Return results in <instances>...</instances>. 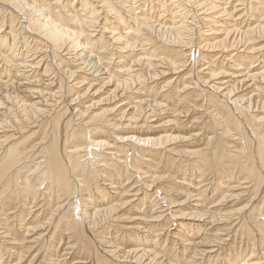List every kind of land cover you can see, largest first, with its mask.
Segmentation results:
<instances>
[{
	"label": "bare ground",
	"instance_id": "bare-ground-1",
	"mask_svg": "<svg viewBox=\"0 0 264 264\" xmlns=\"http://www.w3.org/2000/svg\"><path fill=\"white\" fill-rule=\"evenodd\" d=\"M132 1H134V0H132ZM147 1H151V0H147ZM153 1L156 2L155 0H152V2ZM228 1H230V0H227L226 3H229ZM236 1H238V0H236ZM126 2H127V0H126ZM162 2H163V0H162ZM182 2H181V0H173V1H171V4H170V6L173 5L175 8H178V11H177V9H176V11L179 12V16H181V19L179 18L180 22H177L178 24L170 23L167 26V24L165 23L166 24V26H165V25H161V23H160V25L155 26V24H153L155 22H153L151 24L149 23L148 18L146 19L147 14L145 15L144 13H141V15L139 14L141 18L136 15L138 13L135 14L136 16L135 15L133 16L132 14H130V16L132 15V17H129L128 20L127 19L125 20L126 16H123V14L125 15V13H121L122 9H123L124 2L123 1L118 2V0H0V65H1L0 66V80L4 79L3 83H2V87H0V131H1L0 133L3 134V132H8V129L10 130L9 132H11V135L9 137H5V135L3 137H0V145L2 146L0 149V155H1L0 156V213H1V211H4V214L6 211L8 212L9 210H6V208H8V206L10 208V205H11L13 200H15V201L18 200L17 202L20 204L19 209H21L19 211L23 212V213L26 212V216L28 218L31 215V212H32L31 209L35 205L34 203H35V201H37L38 198H41V200H40L41 202H39L38 204H40L41 206H42V204H44L43 206H49V208L51 207L50 210L48 208V210L50 211V215H49L48 219L46 218L47 219L46 224H47V228H49V227H52V228L50 229V233H48L49 237L48 236H47L48 238L45 237L46 239L42 243L43 245L41 247H39V251L42 252L43 250H45V254L42 256V258L40 257L41 253H39V255H36V258L38 257L36 259V261L39 258H41L43 260H48L49 262L47 261L48 262L47 264H61L58 262V259H57L59 257L58 254L61 250L59 249L60 251H58V249L57 250L52 249V248H55L54 247V245H55L54 241L59 239L58 238L59 236H56L55 232L60 229V224H61V227L64 230H59V232L64 231V233H66L67 231H70V232L73 231L72 235H70V234L60 235L61 237L58 240V245H60L62 238H65L67 240V242L65 244L66 248L62 250V252H63V254L61 255L62 258L67 257L70 254L71 255L75 254L76 261L74 259L73 262L71 261L72 262L71 264H198L197 263L199 261V259H197L198 257L200 258V262H201V263L199 262V264H206L207 261L206 262H202V261H205L206 258H211L212 256H214L213 254L217 252V251H215V252L211 251V248L212 247L218 248L222 244V239H226V238L221 239L219 237V235H221V233H223V232L228 233L229 229L226 227L225 224H226V221L230 219L232 211L230 213H227V214H225V212H224V214H222L218 211H211V210H209V208L203 207L204 202L206 200H208L207 197L205 196L206 192L208 191V188H207V185H202V184H204L205 179L202 177L200 172H203L202 170L211 167L212 169H217L220 171H224V173H227L232 167H234L235 169L239 170V173H244L247 176L246 179H252L253 181H255L254 182L255 193H258L260 191L262 180H263L262 176H264V174L261 176L262 170L264 171V43L262 44V41H264V9H262V10L259 9V11L261 10L260 15H258V16H254V15L256 13L255 11H257V9L263 5L264 0H261L260 2H258V0H257L256 2H258V3H256V5H248L250 2L247 3L246 7H244L243 10L239 11L240 13L239 12L236 13L237 8L234 4H233L234 7L231 4L232 9L231 8L230 9L232 11H229L230 9L227 10L226 8L220 7V5H218V4L214 3L213 6L211 4V8L213 7V10L214 9L217 10V13L220 14L222 17L225 16V19L227 17V19L232 20L234 15H238V19H240L241 16H243V18L240 19L241 21L239 20L240 22L238 21L239 23L238 22L236 23L237 25H234V23H233L234 30L232 29V32L228 31V28L226 27L227 31L224 32L225 34H224L223 39H221L219 41L217 40V42L215 44H205L204 43L205 44L204 47L212 48V50L215 48H221L220 50H222V51H220V52H222V53H224L225 49L228 50L227 48H229V47H232L229 49V51L231 49L233 51L234 50L238 51V53L235 55V57L232 61V64H231L234 72L231 74L228 73V75H226V76H230L231 79L235 78L233 80L232 86H230L229 88H226L224 86V85H226V83H220V84H212V86L210 85L208 87L207 84H210V82L213 83V81L215 79L221 78L222 76L224 77V75L227 74V73H225V72H227L226 69H225L226 70L225 71L224 68H222V67H216L215 65H213L214 64L213 61H210V62L208 61V63H207L208 68H206V70L209 71L207 76L201 75L202 77L208 78V80L204 79V78H200L199 77L200 72L199 73L195 72V70H194V68H195L194 66L196 64L195 61L193 63H191V64H193L192 66L190 65L191 66L190 67V75L196 73L195 74L196 75L195 83H193V84L195 85V87H197L198 89H200L202 91L201 92L199 90V92L206 93L204 91L205 89L203 90L204 87L201 89V86L208 87L212 91V93H210V95L213 98H215L221 102L219 103V105H217L218 110H217L216 115L214 114L215 112H213L210 108L209 109L211 110V112H207L205 110V112H203V114H201L202 117L204 116L209 121V122L202 123L201 125L203 127H205L204 125H206V127L208 129L214 131V134L212 135V137L209 136L210 138L205 140L206 141L205 148L200 150V151H193L192 150L191 152L190 151L188 152L186 150L188 152V154L192 156L191 159H194L192 161L193 167L196 166V168H197L196 170L200 171L199 172L200 175L199 176L197 175L199 179L198 178H197L198 180L196 179L197 181L195 184L196 187L200 185L199 189L195 188L193 191L204 189L203 191H200L199 195H198L199 196V198H198L199 202L198 203H201L202 206L200 205V207H199L198 206L199 204H195L198 207L197 208L193 207L194 208V209H192L193 211L190 210L191 212H189V213H187V212L185 213L184 210H181L182 205L184 206L183 201L177 202V199H180L183 196L184 191L176 193L177 194V195L175 194L176 196L175 195L174 196L173 195L168 196L167 191H166V193H164V192L160 191L158 189V187L156 186L155 178L157 176L153 177L154 179H152V180L149 178V180H151L152 182H150V184H144V187H145L144 189L141 187H140V189L136 188V189L127 190V191L125 190L126 188L125 189H119L116 187H118L120 185V183L119 184L114 183L116 181V179L113 180V182H110L104 176H103V178L100 177L101 178L100 181L102 182V184L99 186V184L97 183L98 180L94 182V179H93L94 175L96 176L98 173H100L101 171L104 172L105 170H107L106 173L107 172L113 173L112 170H108V168L105 166L106 161H104V157H106V156H104L103 158H98V156H96L97 158L96 157L95 158L97 160L93 161L92 159H90V160H92L91 162L89 161L90 163L85 162L84 158H86L85 157L86 155L96 154L97 152L93 153V151H92L95 149V147L96 148L105 147V142H101V141L99 142V140H98V142H94L95 140L91 139V137H92L91 134L97 133L99 131L98 129L100 127L98 128V126H97V128H92L89 124V126L82 128L80 125L81 122H79V124L77 123V125H75L76 122L74 123L73 118H70V119L67 118L66 119L67 121L64 122L63 117H65L66 113L68 112L67 110H69V112H70L69 107H67L65 109V111H63V113H61L59 115H57L58 114L57 112H53V111L48 112L45 110H40V109H38V107L36 108L37 103H35L34 101L32 102L30 100L35 98L33 96H36V98H38L39 102H40V100H42L44 98V97H42L44 94L42 93L43 90L42 91H40L39 89L33 90L34 89L33 84L35 85V83H32V82H36V83H39L41 85V83L43 82V78L40 79L38 77L39 79H37L36 81L35 80L31 81L32 80L31 79L30 82H22V80H21L22 79L21 76H23V75H25V73H27L25 71L26 69H29L30 71L33 70V72H35L34 71L35 69H37L39 67H43V74H48L49 72L47 71V67H48L47 62L49 65H51V63H49V62L52 61V64H55V66H56L57 61L55 62V59H56L57 55H55V53H59V56L61 55L63 59L65 57H68V58H66L65 60H62V63H60L58 66H56L58 68L57 71L68 78V79L64 78L65 80H71V82H70L72 84L71 85L72 86L71 92L74 88H76L78 90V92L80 93V94H76V96H73V98L70 99V103H69V101L66 100L69 105L72 103H73L72 105L79 103L80 100L83 99L84 95H86V96H89V95L97 96L103 92H105L106 94H108V92H109V95L111 94L110 97L108 95L107 98L104 97L105 99L99 100V102L94 103L91 101L92 104L90 106L88 105L89 107L88 106L87 107H88V109H90V108L94 109L95 106H98L102 102L108 103L109 99L111 100V98L114 99L118 96H120V97L124 96L125 92H126V94H129V93H127V91L129 92V90L132 88L134 90H137L138 89L137 86L140 85L139 82L142 81V77H143L141 75V73L139 72L140 69L134 70V69H137L138 67L140 68L141 66H143V67L145 66L146 68H148L149 74L152 76L151 77L152 79L153 78L156 79L159 75H161V76H163V74L167 75L168 73H165L167 70L171 71V72L173 71L172 73H174V71H177L180 68L179 67L180 64L187 63V61H189L190 57L192 58V56H194L192 53L193 48L188 47V46L193 44V41L191 40V38H189V35H188V31H189L188 27L190 26L188 23H190V22L189 21L187 22L186 19H182V18H184V16L186 14L188 15V11H185L184 9H182L184 4H189L192 2H191V0H186V2L184 1V4ZM197 2H199V0ZM205 2H206V4H208L207 0ZM74 3H76L77 6L81 9H77L76 11L71 13V11L76 8V7L75 8L72 7ZM130 3H128V4H130ZM126 4L124 5L125 7L127 6ZM131 4H133V3H131ZM220 4H223V3H220ZM140 5L142 6V4H140ZM203 5L202 4L199 5L198 8H200V6H203ZM243 5H245V3L242 4V6ZM137 6H138V2H137ZM153 6H154V4H153ZM161 6H162L161 8H164V10H166V12H169V14H171V18H175L174 17L175 13H171V10L168 7H166V5L164 6V4H163ZM187 6H186V8L189 9L190 7L188 8ZM197 6H195V7H197ZM142 7H144V5ZM206 7H208V6H206ZM225 7H227V6H225ZM201 8H203V7H201ZM218 8H219V10H218ZM227 8H229V7H227ZM70 9H72V10H70ZM138 9L140 10V7ZM146 9H148V8H146ZM180 9H182V10H180ZM195 9H193V10H195ZM79 10L80 11L82 10L84 15H81L82 13H80ZM124 10H126V9H124ZM157 10H159V9H157ZM183 10L185 12H181ZM196 10H198V9H196ZM132 11H134V10H132ZM160 11H162V9ZM73 13H75V15H73ZM129 13H131V12H129ZM146 13H148V12H146ZM159 13L161 14L163 12H159ZM205 13H207V12L205 11ZM205 13H202V14H205ZM154 15H155V13H154ZM158 16H159V14H158ZM197 16H198V14H197ZM204 17H205V15H204ZM252 17H255V19ZM161 18H163V16ZM218 18L220 19L219 16H218ZM158 19H159V17H158ZM210 19H211V17H210ZM236 19L237 18H235V20ZM235 20H232V21L235 22ZM111 21H113V22H111ZM166 21H168V20H166ZM175 21H176V19H175ZM191 21L193 23V22H195V19H192ZM221 21L222 20H220V23H221ZM186 22L189 26L185 24ZM192 23H190V24H192ZM98 24L100 25V27H97V26H99ZM242 24H245V26L243 27L244 30L240 27ZM154 26L156 27V29L154 28ZM230 26H232V25H230ZM96 27L100 28V30H99L98 38L95 40V39H93L94 33L92 34L91 30H94L97 32V30L95 29ZM236 27H239V28H236ZM222 29H223V27H222ZM89 30L91 32H89ZM196 30H197V28H196ZM190 32H189V34H190ZM218 32L220 33V31H218ZM107 33H108V35H107L108 37H106ZM196 33H197V31H196ZM196 33H195V35H196ZM210 33L213 34L211 32V30H210ZM155 34H157L155 36L156 39H157V37L159 38L161 35V38H163V39H166L168 37L169 38L168 42H170V43L173 42L174 43L173 45H175V46L181 45L180 50L175 51V54L180 58H185L186 55H188L186 53H189V55H188L189 58L184 59V61L181 62L180 64L175 63L174 62L175 60L173 62L170 60L167 61L168 58H167V60L159 59L158 60L159 62H157V63L155 62L156 64H154L153 52L146 51L145 48H143V47L145 46L144 45L145 43H149L152 40V37H153L152 35H155ZM214 35H215V33H214ZM220 35H221V33H220ZM191 37H193V36H191ZM196 37H197V35H196ZM211 37H212V35H211ZM216 37H217V35H215V38ZM157 40H161V39L159 38ZM157 40H155V41H157ZM256 40H257V42H258V40H260L261 44H262L261 46H259L257 48L254 47L257 44ZM94 41H95V43H94ZM164 41H167V40H164ZM205 41H208V39H206ZM196 43H199V42H196ZM200 43H202V42H200ZM207 43H210V42L208 41ZM226 43H229V45L226 46L225 45ZM139 47H140V49L137 50V53H136L137 57L133 61H131L132 64L129 63V65H125L126 63H124V62L122 63L121 59H128L127 57L129 55L132 56L131 55V53H133L132 51L135 50L136 48H139ZM157 47H159V46H157ZM107 48H108V52H106ZM206 48H204V50ZM97 49H102L106 53L102 54L100 50H99L100 53H97ZM193 50L195 51V49H193ZM6 51H9V56H6V54H5ZM124 51H126V53L129 52V54L126 56V58L122 57V53ZM156 51H158V49H156ZM156 51H155V53H156ZM159 53H161V52H159ZM145 54L147 56H144ZM203 54L200 57H199L200 54H198V61L200 60L199 58H201L203 61L206 58L208 59V57H206ZM206 54H207V52H206ZM115 56H118L116 63H115V61L112 62L113 57H115ZM123 56H124V54H123ZM227 56L233 57V56L229 55V53H228V55H225L224 57L228 58ZM209 57H210V55H209ZM258 57L261 58V61L258 59ZM47 58L49 59L48 61H47ZM52 58L54 60H52ZM229 59H232V58H229ZM258 60L260 61L259 65L257 66L256 69H253V67H254L253 65L256 62H258ZM126 62H127V60H126ZM75 63H78V65H73ZM243 63H246V65ZM160 64H164V66L166 65L165 71L162 69H161L162 70L161 72H159L160 70L159 71L156 70L157 68H159V66H161ZM198 65H199V63H198ZM216 65H218V64H216ZM221 65H223V64H221ZM243 65H244V69H241V66H243ZM74 66H76V67H74ZM201 70H199V71H201ZM203 70H205V68ZM219 70H220V72H218ZM30 71H28V72H30ZM178 71H180V70H178ZM13 72H14V75H13ZM54 72H55V70H54ZM143 72H144V70H143ZM81 73H84V75H86V76L81 75ZM175 73H177V72H175ZM49 74H51V73H49ZM149 74H147V76H149ZM202 74H203V71H202ZM105 75H106V77H105L106 79L103 78L105 83L103 82L104 83L103 85H101L100 87H97V84L99 83L98 82L96 84V87H95V83H94V81H96L95 78H98L100 76L103 77ZM123 76L125 78L128 77L129 80H122L124 78ZM51 77H53V76H51ZM59 77H62V76H59ZM193 77H194V75H193ZM89 79H92V81L87 82V81H89ZM177 79H178V76H177ZM52 80L56 82V80H54V79H52ZM52 80H50V81H52ZM157 82H159V81H157ZM220 82H221V80H220ZM53 83L54 82H48V84H46V85L43 84L44 85L43 89L44 88H47V89L52 88L54 86ZM216 83H217V81H216ZM145 84H147V83H145ZM64 85H65V83L63 84V86ZM134 85H137V86L134 87ZM188 85L189 84H187V86ZM194 85H193V87H194ZM130 86H132V87H130ZM171 86H173V85H171ZM223 86H224V88H222ZM82 87H84V88L81 89ZM108 87H113L114 89L110 92L109 90H107ZM185 87L186 86H184V88ZM63 88L64 87L59 85L57 88V91H55L56 90L55 89L54 90L55 92L52 93V95H48L49 94V92H48L47 95H48L49 101L51 100V101L55 102V100L53 99L55 97V95H60L63 98L62 93H64V92L61 93V91L65 90ZM95 88L97 90H94ZM160 88H162V87H160ZM166 88L167 87H165V89ZM243 88H245V89H243ZM79 89L82 91V93L79 91ZM75 90H73V92H75ZM132 92H134V91H132ZM156 92H158V91H156ZM208 92H209V90H208ZM242 92H245V93L242 94ZM45 94H46V91H45ZM69 94H65V95H69ZM170 94H171V92H170ZM131 95H134V94H131ZM182 95H183V93H182ZM190 95H191V93L183 96L181 101L184 103H188V105H191L190 101H188L191 98ZM210 95L208 96L207 93L204 96L202 95L203 100L207 101L208 99H210ZM139 96H141V95H139ZM139 96H136V97L138 98ZM65 97H64V99H65ZM121 98L123 99V97H121ZM150 98H153V97H150ZM150 98L148 99L149 101H145L146 99L140 98L138 101L135 102L137 104H135L134 106L130 105L128 103L127 106L130 108V109L128 108L129 111H127L126 109L125 110L120 109L121 107H119L118 109H116V111H119L118 112L119 118H121V120L127 118L128 123H132V121H134V120L135 121L136 120L137 121L142 120L144 122V124L148 120H149L148 121L149 123H153L154 119H152V118H155L156 116L158 117L157 114L160 111H162L161 110L162 107H161L160 103H155L153 100L151 101ZM89 100H91V99L89 98ZM114 100H116V99H114ZM174 100H176V99L174 98ZM190 100H192V99H190ZM62 101H63V99H62ZM130 101H131V99H130ZM172 101H173V98H172L171 102ZM218 101H216V102H218ZM119 102H114V103H119ZM173 102H175V101H173ZM46 104H48V103H46ZM57 104H55V105H57ZM59 106H61V105L59 104ZM59 106H56L55 108L57 109V107L59 108ZM111 106H113V105H111ZM196 106H195V104H192L193 110H195L197 108ZM47 108H46V110H49ZM41 109H42V107H41ZM81 109H79V111ZM101 110H102V108H101ZM168 110H170V109H168ZM111 111L113 112L114 110H110V113H111ZM163 111L165 113L164 109H163ZM203 111H204V109H203ZM162 112H160V113H162ZM169 113H170V111H169ZM169 113H168V115H171ZM171 113H172V115L175 113H177L178 115L182 114V117H183V114H186V115L188 114V112H185V111L182 112V110H181V112H179V111L177 112L176 110L175 111L173 110V111H171ZM261 113H263V114L260 115ZM44 114H47V116L50 117L48 119V122L46 121L47 126H50V127H48L49 130H47V132L49 131V133H47V134L50 137H48V139L46 137L41 138V140H39L40 142H38V143L37 142L35 143L34 142L35 140L32 139V140H34L33 141L34 143L33 142L29 143L31 136L35 132H30V129H32V128H30L31 126L29 127L30 129L28 130V133L27 132L24 133L23 130L25 128H27L28 125L31 124V123H29V121L31 120L32 116H34V117L36 116L35 118H40ZM103 114H105V113L103 112ZM103 114L93 116L90 123L97 122L99 119H101ZM107 114H108V112H107ZM72 115L74 116V114H72ZM72 115H68L67 117H70V116L72 117ZM85 115L86 114H84L83 112L78 114L79 117H83ZM111 115H112V113H111ZM52 116H54V117L52 118ZM175 116H176V114H175ZM103 117H104V115H103ZM184 117H185V115H184ZM155 119H157V118H155ZM42 120H40V121H42ZM45 120H46V118H45ZM40 121H38V122H40ZM107 121H106V124L109 123ZM32 122H34V121H32ZM168 122H169V120H168ZM60 123L61 124L63 123V125L67 126V127H65L66 133L64 132L65 137L63 136L64 141L62 140L63 146L61 145V141L58 140L59 137L62 136V135H60L58 137L59 132L62 131L60 129ZM199 123H201V122H199ZM71 124H74L75 127L74 126L71 127ZM162 124H163V122H162ZM37 125H39V123ZM107 125H109V124H107ZM111 125H113L114 127L117 126L114 122ZM77 126L80 129H77L76 128ZM126 126H125V128H126ZM137 126L138 125H136V127ZM153 126H155V125L153 124ZM157 126L159 127V124ZM162 126L165 127V125H162ZM89 127H91L92 130L88 129ZM160 127H161V125H160ZM164 127H163V129H165ZM106 128H107V126H106ZM117 128H119V126H117ZM38 130H40V129H38ZM15 133L19 134V137L16 139H13L15 137V135H17ZM112 135L113 134H111L110 136H112ZM132 135H130L129 137L124 136V138H121V137H119V138H120V140H122V142H123V140H127L126 143L130 142L131 144L135 145V146H133L134 153L135 152L138 153V151L140 153H142L144 150H147V149H144V147L145 146L147 147L148 145L151 147V145H159L160 146L162 144V147H163V145H164L163 143L175 142V141L179 140L178 136L176 137V136H172L170 134L167 136H164V135L161 136L160 135L159 138H157V139H153L151 137H149L151 139H149L148 137H146V138L144 137L145 139H142V138L138 139L136 136H132ZM165 135H166V132H165ZM180 137H182V136H180ZM229 137H230V140L227 141V138H229ZM115 139L118 140V136ZM180 139H184V138H180ZM45 140H47L46 143H44ZM100 140H102V139H100ZM184 141H186V140H184ZM139 142H140V144H142V146H138L140 148L136 147V145H139ZM29 145H31V146H29ZM116 145H118V144H116ZM90 146H92V148ZM60 147H62L63 151L60 150ZM149 149L150 148H148V150ZM154 149H156V147ZM231 149H233V151H230ZM98 152H100V150ZM34 153L38 154L37 159H40V161L38 160L37 165L35 166V168L31 172L32 174L30 176L26 175V176L21 177V175H22L21 173H23V172L26 173L27 168H29V169L31 168V165L27 164V160H30L31 156L34 155ZM140 153H138V154H140ZM170 153H172V152H170ZM111 154H113V153H111ZM178 154H180V153H178ZM127 156L125 155L124 157L122 156L120 158V159H123V161L121 162L122 164L120 163L121 166L123 168L131 167L132 170L134 168V171L140 172L141 170L139 168H141V166H143L140 163L144 164V162L140 161L143 158V156L141 158L140 157L136 158L134 156L132 159H129ZM136 156H137V154H136ZM111 157H113V156H110V158ZM184 157H186V156H184ZM33 158H34V156H33ZM87 159H89V157H87ZM144 160H146V159H144ZM99 162H101V163L103 162V164L99 165ZM112 162H114V160H112ZM33 164H34V162H33ZM97 167H99V170ZM110 169H112V168H110ZM187 171H189V170H187ZM139 172H138V174H139ZM24 173H23V175H25ZM191 173H190V175H191ZM150 174H152V173H150ZM196 174H198V173H196ZM141 175H142V173H141ZM143 175H145L144 172H143ZM19 176L22 178V182L20 181L21 178ZM109 176H113V175H109ZM145 176H143V177H145ZM150 176H152V175H150ZM163 176H165V175H163ZM163 176L161 177L162 179H163ZM29 177L31 179H29ZM135 177H136V175H135ZM146 177H148V176H146ZM193 177H194V175H193ZM19 178H20V180H19ZM159 178L156 180L159 181ZM177 178H179V177H177ZM221 178H224L225 180H221V182H220V180L217 179V180H219V182L216 183V185H214V186H216V188H218V189L219 188L221 189L224 186H226V189H225L226 191H225V195L222 196L221 201H218L217 203L224 202L227 199L229 200V198L234 199L239 195L237 187L233 186V184L231 183V180H232L231 172H228V175L226 176L227 179L225 178V176H221ZM179 180H177V182L175 180V183L187 185V183H184V181H181L182 179L180 181ZM17 181H19L21 183L20 184L21 186L17 185V183H18ZM187 181H189V179ZM159 182H161V181H159ZM159 182L157 183V185L159 184ZM190 182H191V180H190ZM190 182H188V183H190ZM13 183H15V186L17 188H12ZM211 183H213V182H211ZM223 184H225V185L223 186ZM115 185H118V186H115ZM129 186H130V184H129ZM41 187H42V190H44V191L40 190ZM156 187H157V189H156ZM178 187H179V185H178ZM190 187H192V186H190ZM169 188L172 189L171 186ZM9 189H11V190L9 191ZM90 189L91 190L94 189V191H93L94 195L93 196L96 195L95 196L96 198L94 197L95 199H93V197H91V198L85 197L84 193L89 194ZM98 189H100V190H98ZM107 190L108 191L112 190L115 193L110 192L108 194ZM142 190H144V191H142ZM152 190H154V191L152 192ZM166 190H167V188H166ZM179 190H180V188H179ZM7 191H9V192H7ZM173 191L177 192L176 190H173ZM215 191H217V189ZM140 192H141V194H143V195H141V196H143V198H141V199L138 198L139 200L137 199L136 200L137 202L134 205L135 200H133V199H135L137 197V193L139 194ZM147 192L148 193L152 192V193H150V195H152L153 198H152V201L148 200L147 201L148 203L146 204L145 202H146V197L148 194ZM213 193H214V191H213ZM110 194H115V197H114L115 199L112 198L111 196H109ZM150 195H149V197H150ZM189 195L190 194L186 195V198L184 197L185 198L184 201H189L192 198L193 195H191V196H189ZM220 195H222V194H220ZM125 196H130V198L132 199V202H134L133 205H132L131 201L125 199ZM139 196H140V194H139ZM194 196L196 197L195 194H194ZM255 196H257V194ZM260 196H262V195H260ZM110 197H111V199H114V200L111 201V203H108L109 202L108 200L110 199ZM195 197H193V198H195ZM209 198H211V197H209ZM216 199H217V197H216ZM216 199H214V200H216ZM96 200H98V202ZM191 200H193V199H191ZM214 200L212 202L217 201V200L216 201H214ZM218 200H220V199H218ZM112 202H114V204H112ZM261 202H262V205L260 207L254 206V207H251L250 210H248L249 212L247 211L248 213H247L246 217L243 218V220L241 221L242 224L240 225V228H238L239 231H241V230L246 231L247 235L250 236V239L253 241V244L256 242V240L258 238L259 242L257 241L255 244H257L259 247L264 246V196H263V198H261ZM208 203H209V201L206 203V205ZM29 204H31L33 206L27 207ZM126 204H128L127 205L128 207H130L129 205H132V208L133 207L136 208V211H138V213H139L138 216L140 218H143V219L142 220H140V219L135 220L134 219L133 221H131L130 219H128L129 216L127 218H122L123 220H125L127 222V223L123 224V228L121 229L123 235L122 234H121L122 236L116 235L114 230H112V229L109 230V229L112 228L111 224L113 222H115L117 220L119 221L121 218L117 214V212H118L117 210H120ZM144 205H147V206H144ZM174 210H177V211H174ZM168 211H169V213H168L169 216L162 218L164 216V212L166 213ZM9 212H8V214L5 215L4 219L2 218L1 219L2 221H0V225H1V223L4 224L2 226V229L0 230V264H20V262L26 257L27 252H29L28 251L29 248H26V246L24 245L25 242H27L26 241L27 240L26 235L28 234V231H27V229H25V230L23 229L25 227L24 225H22L23 217H21V216H19V214H17L14 217H17L16 221L18 223L17 227L19 230H17V229L16 230L19 232L20 229L21 230L23 229L24 235H22V233L19 232V233H21L19 236L20 239L18 237H17L18 238L17 239L16 235L13 236L12 233H10L11 228H9V225L5 224V222H7L10 219V217H8L10 215ZM175 213H178V214H175ZM0 216H1V214H0ZM26 216H25V218H26ZM35 218H36V216L33 219H31L30 222H32V223L36 222ZM239 218H241V217H239ZM164 219L165 220L168 219L172 223V225L177 226L179 228V231L177 229V231H175L174 233H171V230H175V229L165 228V227H167V225L165 226L164 224H167V223H165L166 221L164 222ZM207 220H208V224L210 222L217 223V224L215 225V227L207 228V225H208ZM210 220H212V221H210ZM132 222H135V223H132ZM156 222L157 223L160 222V223L156 224ZM192 222H196V223H192ZM118 224H116V225H118ZM168 224H170V223H168ZM219 224H221V225H219ZM224 227L227 228L228 230H226ZM28 228H29V226H28ZM35 228L36 227L31 228L33 230V232H34V230H36ZM39 228H41V227H39ZM86 229L92 230V232L96 233L98 237L100 235H106V236H103L105 238H103V239L101 238L100 241H97V243H98V245H99V243H101V244L104 243L103 246H106V245H108V246L102 248V250L99 246L98 247L95 246V242H93L91 240V238H88L89 236L87 237ZM117 229H119V228H117ZM220 229H223V230H220ZM14 230H15V228H14ZM123 230L128 231L129 233H126ZM210 230H212L211 232H213V230H214L215 234L209 235ZM103 232H105V233L107 232V233L105 234ZM246 233L243 232V234H246ZM9 234L11 236H9ZM32 234H34V233H32ZM37 234H38V232H37ZM43 235H46V234H43ZM57 235H59V233ZM112 235H113V237H112ZM164 236H165V238H164ZM232 236H233V234H232ZM9 237L10 238L12 237V239H10ZM37 237H39V236H36L35 238H37ZM72 237H75V239H76L74 241V242H76L75 246L73 244H71V242H73ZM194 237L196 239H193ZM124 238H126V241L130 242L128 245H131L132 239H135V241H137V243H136V245L133 244L134 246H131L132 247L131 249H130V246H128V245H126V247H124V245L122 246L119 243V241L123 240ZM231 239H232V237H231ZM29 241L33 242L31 240H29ZM167 242H168V244H167ZM16 243L17 244L21 243V244L16 245ZM228 243H230V242H228ZM230 245H231V243H230ZM159 247H162V248L164 247L165 250L166 249L168 250V247H170L172 254H170L168 257L167 256L168 251L166 254L165 253L163 254L164 249L159 250ZM15 248H18V249L15 250ZM179 248H180V253H179V255H177L178 253L176 254V251L179 250ZM242 248H243V246H242ZM218 249H220V247ZM263 249H264V247H263ZM35 250H36V248H35ZM230 250H228V251H230ZM221 251H222V248H221ZM221 251H220V253H221ZM218 252H219V250H218ZM230 252L232 254V251H230ZM241 255H242V253H241ZM262 255H264V254H262ZM165 256H167L168 258H163ZM10 258H12V259L14 258L15 261L13 263H11V262L9 263L8 260ZM218 258H220V256ZM257 258H258V256L256 258L253 257V252H252L249 255V257H247L246 259L244 257L242 258L241 264H261L262 262L259 261V259H257ZM215 259H216V257H215ZM225 259H227V258L224 257L222 260H224V262L226 264L227 262ZM230 260H231V258H230ZM61 261L62 262L65 261V258ZM214 262L216 263V261H214ZM208 263H211V261H208ZM232 264H239V260L237 262H233Z\"/></svg>",
	"mask_w": 264,
	"mask_h": 264
},
{
	"label": "rangeland",
	"instance_id": "rangeland-1",
	"mask_svg": "<svg viewBox=\"0 0 264 264\" xmlns=\"http://www.w3.org/2000/svg\"><path fill=\"white\" fill-rule=\"evenodd\" d=\"M119 1H123L124 2V5L126 4L127 6L125 7L124 5H123V9H122V12L121 13H125V15L123 14V16H126V18H125V20L127 19H129V17H132V15L134 16L136 13H138V14H136L138 17H140V15H141V13H144L145 15L147 14V16H146V19L148 18V20H149V23L151 24V23H153V22H155V23H153V24H155V26H158V25H160V23H161V25H165L166 26V24H167V26L170 24V23H176V24H178L177 22H180V20H179V18L181 19V16H179V12H177L178 11V8H175L173 5L172 6H170V4H171V1H173V0H163V2H162V0H155L156 2H152V0L151 1H147V0H134V1H132V0H127V2H126V0H118V2ZM142 1V2H141ZM183 1V2H182ZM184 1L186 2V0H181V2L184 4ZM198 1V0H197ZM196 0H191V2L192 3H189V4H184V6H183V8L182 9H184L185 11H188V15L186 14L185 16H184V18H182V19H186L187 20V22L189 21L190 23H192V19H195V22H193L192 24H190V23H188L187 24V22L185 23L186 25H188L189 27H188V29H189V31H188V35H189V38H191V40L193 41V44L192 45H190V46H188V47H190V48H193V49H195V51L192 49V53H193V55L194 56H192V58L190 57V59H189V61H187V63H185V64H180L181 62H183L184 61V59H188L189 58V53H186V54H188V55H186V57L185 58H180V57H178L176 54H175V51H178V50H180V47H181V45H178V46H175V45H173L174 43L172 42V43H170V42H168L169 41V38L167 39H163V38H161V35H160V39L161 40H157V39H159L158 37H157V39H156V35L157 34H155V35H152L153 37H152V40L149 42V43H145L144 45V47L143 48H145V50L146 51H150V52H153V54H154V58H153V60H154V64H156L157 62H159L158 60L159 59H165V60H167V58H168V60L167 61H174L175 63H177V64H180L179 65V69L178 70H180V71H174V73H172L171 71H166L165 73H168L167 75L166 74H163V76H161V75H159L156 79H152L151 77V75L149 74V69L148 68H146L145 66L143 67V66H141L140 68L138 67H136L137 69H134V70H139V72L141 73V75L143 76L142 77V81L141 82H139L140 83V85H134V87H136L137 86V90H134L133 88L132 89H130L129 90V92L127 91V93H129V94H126V92H125V94H124V96H121V97H123V99L120 97V96H118V97H116V98H114V99H116V100H114L113 98H111V100L109 99V102L108 103H101V104H99L98 106H95V108L93 109V108H90V109H88V107L92 104V102H94V103H96V102H99V100H103V99H105V98H107L108 97V95H109V92H108V94H106L105 92H103V93H101V94H99V95H97V96H91V95H89V96H86V95H84V97H83V99H81L80 100V102L79 103H76V104H74V105H72V104H68L67 103V101H69V103H70V99L71 98H73V96H76V94H80L79 92H78V90L76 89V88H74L73 90H75V92H73V90H72V92H71V88H72V84L70 83L71 82V80H65L64 78H66V79H68L66 76H64V75H62L60 72H58L57 71V67L56 66H58L60 63H62V60H65L66 58H68V57H65L64 59L62 58V56L60 55L59 56V53H55V55H57V57H56V59H55V62H56V66H55V64H52V61H50L49 63H51V65H49L48 64V58H47V65H48V67H47V71L49 72V73H51V74H43V67H39V68H37V69H35L34 71L36 72H33V70H29V69H26L25 71L27 72V73H25V75H23V76H21L22 77V82H30V80L31 81H36L37 79H42L43 78V82L41 83V85L39 84V83H36V82H32V83H35V85L33 84V90H40V91H42L43 90V96L42 97H44L42 100H40V102H39V99L38 98H36V96H33V97H35L34 99H31L30 101H34L35 103H37V105H36V108L38 107V109H40V110H45V111H48V112H57L58 114L57 115H59V114H61V113H63V111H65V109L67 108V107H69V109H70V112H69V110H67L68 112L66 113V115H65V117H63L64 119V122H66L67 120V118H73V120H74V123L76 122V124L75 125H77V123L79 124V122H81L80 123V125H81V127L83 128V127H87V126H89V124H90V126L92 127V128H97V126H98V132L97 133H95V134H91V139H93V140H95L94 142H98V140H99V142L101 141V142H105V147L107 148H105V147H103V148H96L95 147V151L94 150H92L93 151V153L94 152H97L96 154H94V155H91V154H89V155H86L85 157L86 158H84V160H85V162H88V163H90L92 160L93 161H96L97 159V157L96 156H98V158H103L104 156H106V157H104V161H106V167L108 168V170H112L113 171V173H111V172H107L106 173V171L107 170H105L104 172H100V173H98L96 176L94 175V177H93V179H94V182L95 181H97V183L99 184V186L102 184V182L100 181V179L101 178H103V176L104 177H106L107 179H108V181H110V182H113V180H115L116 179V181L114 182V183H116V184H119L120 183V185L118 186V185H115V186H118V187H116V188H119V189H125L126 191L127 190H133V189H136V188H139L140 189V187L141 188H145L144 187V184H150V182H152L151 180L152 179H154L153 177H156L155 178V183H156V186L158 187V189L160 190V191H162V192H164V193H166V191H167V194H168V196H174L176 193H178V192H183V196L180 198V199H177V202H181V201H183V203H184V206L182 205V209L181 210H184V212L186 213H189V212H191V211H193L192 209H194L193 207H200V205H201V203H198L199 202V200H198V198H199V192L200 191H203L204 189H201V190H195V191H193L195 188H198L199 189V186H195V184H196V181L199 179L198 178V176L200 175L199 174V172L200 171H198V170H196L197 168H196V166H194L193 167V164H192V161L194 160V159H191V155H189L188 154V152L190 151H200V150H202V149H204L205 148V143H206V139H208V138H210V137H212V135L214 134V131L213 130H210V129H208L207 127H206V125H204L205 127H203L201 124L202 123H205V122H209L208 121V119H206L204 116V118L201 116V114H203V112H205V110L207 111V112H211V110L213 111V112H215L214 114L216 115L217 114V110H218V108H217V105H219V103L221 102V101H218L217 99H215V98H213L211 95H210V93H212V91H211V89H209L208 87L211 85L212 86V84H220V83H226V85H224L226 88H229L230 86H232V84H233V80L235 79V78H233V79H231V77L230 76H226V75H228V73L229 74H231V73H233L234 72V70L232 69V61H233V59H234V57H235V55L238 53V51H236V50H230L229 51V49L230 48H232V47H229V48H227L228 50H226L225 49V51H224V53H222V52H220V51H222V50H220L221 48H215V49H213L212 50V48H206V47H204L205 46V44H215L216 42H217V40L219 41V40H221V39H223L224 38V32H226L227 31V28H228V31H231L232 32V29L234 30V28H233V26L234 25H237L236 23L241 19V18H243V16H241L240 17V19H238V15H234V17L232 18V20H235V18H237L236 20H235V22L234 21H232V20H230V19H227V17H226V19H225V16H221L220 14H218L217 13V10H213V7L211 8V4H212V6L214 5V3L215 4H218V5H220V7H223V8H226L227 10H229L230 8L232 9V5L234 4L235 6H236V13H238L239 11H241V10H243L244 9V7H246V5H247V3H249L248 5H256V3H258V2H260L261 0H258V2H256L257 0H238V1H236V0H230V1H228L229 3H226L227 2V0H207V3L208 4H206V0H199V2H197ZM211 1V2H210ZM220 1V2H219ZM223 1V2H222ZM242 3H241V2ZM244 1V2H243ZM247 1V2H246ZM133 3V4H131V3ZM137 2H138V6H137ZM145 2V3H144ZM194 2V3H193ZM197 2V3H196ZM204 2V3H203ZM240 4H239V3ZM73 3V2H72ZM128 3H130V4H128ZM158 5H157V4ZM160 3V4H159ZM162 3V4H161ZM167 3V4H166ZM220 3H223V4H220ZM245 3V5H243L242 6V4H244ZM140 4H142V6L144 5V7H142ZM150 4V5H149ZM153 4H154V6H153ZM164 4V6L166 5V7H168L170 10H171V13H175V15H174V17L175 18H171V14H169V12H166V10H164V8H161L162 6L161 5H163ZM203 5V6H200V8H198L199 7V5ZM206 4V5H205ZM226 4V5H225ZM232 4V5H231ZM239 4V5H238ZM189 8V9H187L186 8V6ZM193 5V6H192ZM198 5V6H197ZM227 6V7H229V8H227V7H225V6ZM234 5H233V7H234ZM129 6V7H128ZM159 8H158V7ZM195 6H197V7H195ZM206 6H210L209 8L208 7H206ZM238 6V7H237ZM72 7H76L75 9H70V10H72L71 11V13L72 12H74V11H76L77 9H81V8H79L78 6H77V4L76 3H74L73 4V6ZM140 7V10L138 9V8ZM201 7H203V8H201ZM206 7V8H205ZM219 7V8H220ZM122 8V7H121ZM131 8V9H130ZM143 10H142V9ZM146 8H148V9H146ZM154 10H152V9ZM192 8V9H191ZM198 9V10H196V9ZM219 8H218V10H219ZM222 8V9H223ZM124 9H126V10H124ZM136 9V10H135ZM157 9H159V10H157ZM162 9V11H160ZM174 9V10H173ZM176 9H177V11H176ZM182 9H180V10H182ZM193 9H195V10H193ZM205 9V10H204ZM221 9V8H220ZM229 10V11H232V10ZM259 9H264V2H263V5L262 6H260L258 9H257V11H255L256 13H255V15L254 16H258V15H260V13H261V10L259 11ZM130 10V11H129ZM132 10H134V11H132ZM142 10V11H141ZM157 10V11H156ZM181 11V12H185V11ZM204 12H203V11ZM212 10V11H211ZM80 11V10H79ZM131 12V13H129V12ZM152 11V12H151ZM156 11V12H155ZM163 12V13H159V12ZM192 11V12H191ZM202 11V12H201ZM205 11L207 12V13H205ZM133 12V13H132ZM146 12H148V13H146ZM158 12V13H157ZM166 14H165V13ZM201 12V13H200ZM80 13H82L81 15H84V13H83V11L81 10L80 11ZM154 13H155V15H154ZM168 13V14H167ZM202 13H205V14H202ZM240 13V12H239ZM130 14H132L131 16H130ZM140 14V15H139ZM150 14V15H149ZM158 14H159V16H158ZM178 14V15H177ZM197 14H198V16H197ZM209 14V15H208ZM73 15H75V13H73ZM135 15V16H136ZM177 15V16H176ZM194 15V16H193ZM196 15V16H195ZM200 15V16H199ZM204 15H205V17H204ZM213 15V16H212ZM150 16V17H149ZM153 16V17H152ZM156 16V17H155ZM163 16V18H161ZM188 16V17H187ZM193 16V17H192ZM207 16V17H206ZM218 16L220 17V19L218 18ZM152 17V18H151ZM158 17H159V19H158ZM170 17V18H169ZM210 17H211V19H210ZM213 17V18H212ZM141 18V17H140ZM150 18V19H149ZM189 18V19H188ZM204 18V19H203ZM222 18V19H221ZM252 18H254L255 19V17H252ZM162 19V20H161ZM164 19V20H163ZM175 19H176V21H175ZM178 19V20H177ZM206 19V20H205ZM225 19V20H224ZM166 20H168V21H166ZM202 20V21H201ZM220 20H222L221 21V23H220ZM162 21V22H161ZM170 21V22H169ZM241 21V20H240ZM239 21V22H240ZM111 22H113V21H111ZM199 22V23H198ZM212 22V23H211ZM230 22V23H229ZM238 22V23H239ZM250 22V21H249ZM253 22V21H252ZM166 23V24H165ZM203 23V24H202ZM216 23V24H215ZM220 23V24H219ZM233 23H234V25H233ZM254 23V22H253ZM214 24V25H213ZM223 24V25H222ZM229 24V25H228ZM99 25V24H98ZM208 25V26H207ZM213 25V26H212ZM230 25H232V26H230ZM154 26V28L156 29V27ZM218 26V27H217ZM245 26V24H242L240 27L243 29V27ZM97 27H100V25L99 26H97ZM95 28L96 30H97V32L96 31H94V30H91L92 31V34L94 33V35H93V39H97L98 38V35H99V30H100V28ZM195 27V28H194ZM200 27V28H199ZM205 27V28H204ZM211 27V28H210ZM215 27V28H214ZM222 27H223V29H222ZM227 27V28H226ZM153 28V29H154ZM196 28H197V30H196ZM219 28V29H218ZM236 28H239V27H236ZM193 29V30H192ZM221 29V30H220ZM241 29V30H242ZM200 30V31H199ZM210 30H211V32L213 33V34H211L210 33ZM224 30V31H223ZM244 30V29H243ZM90 30H89V32H91ZM191 31V32H190ZM196 31H197V33H196ZM215 31V32H214ZM218 31H220V33H221V35H220V33L218 32ZM189 32H190V34H189ZM194 33V34H193ZM195 33H196V35H197V37H196V35H195ZM214 33H215V35H217V39L215 38V35H214ZM193 34V35H192ZM204 34V35H203ZM212 35V37H211V35ZM108 35V33L106 34V37H108L107 36ZM193 36V37H191V36ZM210 35V36H209ZM220 35V36H219ZM195 36V37H194ZM201 38H199V37ZM194 39V40H193ZM200 39V40H199ZM204 41H203V40ZM206 39H208V41L210 42V43H207L208 41H205ZM212 39V40H211ZM216 39V40H215ZM155 40H157V41H155ZM164 40H167V41H164ZM199 42V43H196V42ZM161 42V43H160ZM168 42V43H167ZM200 42H202V43H200ZM94 43H95V41H94ZM205 43V44H204ZM256 46H254L255 48H257V47H259V46H261L263 43H264V41H262V44H261V41L260 40H258V42H257V40H256ZM166 44V45H165ZM117 45V44H116ZM196 45V46H195ZM200 45V46H199ZM226 46L227 45H229V43H226L225 44ZM98 46V45H97ZM96 46V47H97ZM154 46V47H153ZM157 46H159V47H157ZM165 46V47H164ZM193 46V47H192ZM99 47V46H98ZM195 47V48H194ZM206 48L205 50H204V48ZM106 48V47H105ZM149 48V49H148ZM155 48V49H154ZM200 48V49H199ZM203 48V49H202ZM140 49V47L139 48H136L135 50H133L132 52L133 53H131V55L134 57H132V56H128L127 58L128 59H121V61H122V63L124 62V63H126L125 65H129V63L130 64H132L131 63V61H133L136 57H137V50H139ZM156 49H158V51H156ZM161 49V50H160ZM211 49V50H210ZM101 51V53L103 54V53H106V52H108V48H107V50H106V52H104L102 49H97V53H100V51ZM198 50V51H197ZM204 50V51H203ZM207 50V51H206ZM209 50V51H208ZM99 51V52H98ZM155 51H156V53L158 54H156L155 53ZM159 52H161V53H159ZM165 52V53H164ZM198 52V53H197ZM205 52V53H204ZM206 52H207V54H206ZM231 52V53H230ZM204 53V54H203ZM228 53H229V55H231V56H233V57H230V56H227L228 58H226V57H224L225 55H228ZM6 56H9V51H6ZM108 54V53H107ZM123 54H124V56H123ZM129 54V52H127L126 53V51H124L123 53H122V57H125L126 58V56ZM164 54V55H163ZM198 54H200L199 55V57L203 54V55H205L206 57H208V59L206 58V59H204V61L201 59V58H199L200 60L198 61ZM168 55V56H167ZM197 55V56H196ZM209 55H210V57H209ZM212 55V56H211ZM144 56H147L146 54L144 55ZM158 56V57H157ZM110 57V56H109ZM117 57L118 56H115V57H113V60H112V62L113 61H115V63H116V61H117ZM172 59H171V58ZM62 58V59H61ZM157 58V59H156ZM212 58V59H211ZM229 58H232V59H229ZM60 59V60H59ZM258 59L261 61V58H259L258 57ZM52 60H54L53 58H52ZM126 60H127V62H126ZM157 60V61H156ZM181 60V61H180ZM192 60V61H191ZM227 60V61H226ZM258 60V62H256L252 67H253V69H256L257 68V66L259 65V61ZM61 61V62H60ZM180 61V62H179ZM195 61V68H194V70H195V72L196 73H199L200 72V74H199V77L200 78H204V79H207L208 80V78H206V77H202V76H207V74H208V70H206V68H208V65H207V63H208V61L210 62V61H213L214 62V64L213 65H215L216 67H222V68H224V70L226 69L227 70V72H225V73H227V74H225L224 75V77L222 76L221 78H218V79H215L214 81H213V83L212 82H210V84H207L208 85V87H205V86H201V89L203 88V90L207 93V95L209 96L210 95V99H208L207 101H204L203 100V96L206 94V93H201L202 91L200 90V89H198L197 87H195V85L193 84V83H195V78H196V73L195 74H192V75H190V67L193 65V64H191V63H193ZM202 61V62H201ZM217 61V62H216ZM219 61V62H218ZM223 61V62H222ZM229 61V62H228ZM156 62V63H155ZM166 62V61H165ZM179 62V63H178ZM189 62V63H188ZM198 63H199V65H198ZM249 63V62H248ZM216 64H218V65H216ZM221 64H223V65H221ZM243 64H245L246 65V63H243ZM63 65V64H62ZM73 65H78V63H75V64H73ZM161 66H159V68H157L156 70L157 71H159V72H161L162 70H166V65L164 66V64H160ZM191 65V66H190ZM202 67H201V66ZM1 66V65H0ZM51 66V67H50ZM164 68H163V67ZM53 67V68H52ZM74 67H76V66H74ZM205 68V70H203L204 68ZM227 67V68H226ZM231 67V68H230ZM143 68V69H142ZM146 68V69H145ZM200 68V69H199ZM53 69V70H52ZM73 69V68H72ZM71 69V70H72ZM162 69V70H161ZM202 69V70H201ZM241 69H244V65L243 66H241ZM54 70H55V72H54ZM75 70V69H74ZM115 70V69H114ZM143 70H144V72H143ZM147 70V71H146ZM199 70H201V71H199ZM225 70V71H226ZM28 71H30V72H28ZM182 71V72H181ZM202 71H203V74H202ZM205 71V72H204ZM58 72V73H57ZM148 72V73H147ZM175 72H177V73H175ZM218 72H220V70L218 71ZM40 73V74H39ZM138 73V72H137ZM149 74V76H147V74ZM152 73V72H151ZM36 74V75H35ZM53 74V75H52ZM13 75H14V72H13ZM33 75V76H32ZM38 75V76H37ZM48 75V76H47ZM81 75H83V76H86V75H84V73H81ZM181 75V76H180ZM193 75H194V77H193ZM202 75V76H201ZM237 75V74H236ZM28 76V77H27ZM32 78H31V77ZM41 76V77H40ZM51 76H53V77H51ZM59 76H62V77H59ZM177 76H178V79H177ZM183 76V77H182ZM193 78H192V77ZM2 77V76H1ZM34 77V78H33ZM37 77V78H36ZM39 77V78H38ZM88 77V76H87ZM106 77V75L105 76H103V77H98V78H95L96 79V81H94V83H95V87H96V84H97V87H100L101 85H103L104 83H105V81L103 80V78L104 79H106L105 78ZM124 77V76H123ZM145 77V78H144ZM165 77V78H164ZM182 77V78H181ZM189 77V78H188ZM226 77V78H225ZM58 78V79H57ZM125 78V77H124ZM122 79V80H129V78L128 77H126L125 79ZM150 78V79H149ZM167 78V79H166ZM27 79V80H26ZM52 79H54V80H56V82L55 81H53ZM149 79V80H148ZM163 79V80H162ZM192 79V80H191ZM4 80V79H3ZM3 80H0V87H2V83H3ZM50 80H52V81H50ZM152 80V81H151ZM162 80V81H161ZM220 80H221V82H220ZM2 81V82H1ZM66 81V82H65ZM92 81V79H89V81H87V82H91ZM147 81V82H146ZM155 81V82H154ZM157 81H159V82H157ZM164 81V82H163ZM182 81V82H181ZM210 81V80H209ZM208 81V82H209ZM216 81H217V83H216ZM48 82H54L53 83V87L52 88H49V89H47V88H44L43 89V87H44V85H46V84H48ZM104 82V83H103ZM149 82V83H148ZM153 82V83H152ZM172 82V83H171ZM179 82V83H178ZM65 83V85L63 86V84ZM102 83V84H101ZM145 83H147V84H145ZM152 83V84H151ZM174 83V84H173ZM38 84V85H37ZM44 84V85H43ZM57 84V85H56ZM150 86H149V85ZM178 84V85H177ZM180 84V85H179ZM187 84H189L188 86H187ZM231 84V85H230ZM59 85H61L62 87H64L63 89H65V90H63V91H61V93L62 92H64V93H62V95H63V98H62V96H60V95H55V97L53 98L54 100H55V102L54 101H49V99H48V95H52V93H54L55 91H57V88H58V86ZM155 85V86H154ZM171 85H173V86H171ZM193 85H194V87H193ZM41 86V87H40ZM141 86V87H140ZM159 86V87H158ZM180 86V87H179ZM184 86H186L185 88H184ZM190 86V87H189ZM224 86L222 87V88H224ZM36 87V88H35ZM40 87V88H39ZM130 87H132V86H130ZM160 87H162V88H160ZM165 87H167L166 89H165ZM176 87V88H175ZM193 87V88H192ZM67 88V89H66ZM84 87H82L81 89H83ZM160 88V89H159ZM180 88V89H179ZM56 89V90H55ZM114 88L113 87H108V89L107 90H109L110 92L113 90ZM159 89V90H158ZM162 89V90H161ZM165 89V90H164ZM185 89V90H184ZM198 89V90H197ZM207 89V90H206ZM243 89H245V88H243ZM242 89V90H243ZM46 91V94H45V91ZM55 90V91H54ZM70 90V91H69ZM94 90H97L96 88L94 89ZM196 92H195V91ZM199 90L201 91V92H199ZM208 90H209V92H208ZM51 91V92H50ZM69 91V92H68ZM79 91L82 93V91L79 89ZM132 91H134V92H132ZM156 91H158V92H156ZM194 91V92H193ZM211 91V92H210ZM48 92H49V94H48ZM71 92V93H70ZM131 92V93H130ZM139 92V93H138ZM170 92H171V94H170ZM71 95H70V94ZM75 95H74V94ZM182 93H183V95H182ZM189 93H191V95H190V99H192V100H188V101H190V103H191V105H188V103H184V102H182L181 100H182V98H183V96H185V95H187V94H189ZM194 93V94H193ZM199 93V94H198ZM223 93V92H222ZM243 93H245V92H242V94ZM48 94V95H47ZM65 94H69V95H65ZM131 94H134V95H131ZM197 94V95H196ZM203 96H202V95ZM216 94V93H215ZM107 95V96H106ZM139 95H141V96H139ZM148 95V96H147ZM182 95V96H181ZM58 96V97H57ZM67 98H66V97ZM101 96V97H100ZM103 96V97H102ZM111 96V94L109 95V97ZM136 96H139L138 98L136 97ZM147 96V97H146ZM193 96V97H192ZM200 98H199V97ZM46 97V98H45ZM64 97H65V99H64ZM92 97V98H91ZM105 97V98H104ZM135 97V98H134ZM150 97H153V98H150ZM86 98V99H85ZM89 98L91 99V100H89ZM96 98V99H95ZM99 98V99H98ZM126 98V99H125ZM133 98V99H132ZM140 98H144V99H146L145 101H149L148 99L150 98V100L152 101H154L155 103H160L161 104V107H162V111H163V109L165 110V113H164V111L162 112V111H160V112H162V113H158L157 115H158V117L156 116L155 118H157V119H155V118H152V119H154V122L153 123H149L148 121H146V123L144 124V122L142 121V120H134V121H132V123H128L127 122V118H125V119H123V120H121V118H119V111H116V109H118L119 107H121L120 109H123V110H127V111H129V107L127 106V104L129 103L130 105H135V104H137V103H135L136 101H138ZM172 98H173V101H175V102H171V100H172ZM174 98L176 99V100H174ZM202 98V99H201ZM38 99V100H37ZM62 99H63V101H62ZM89 101H88V100ZM121 99V100H120ZM130 99H131V101H130ZM143 99V100H144ZM45 100V101H44ZM67 100V101H66ZM84 100V101H83ZM98 100V101H97ZM114 100V101H113ZM120 102H119V101ZM128 100V101H127ZM49 101V102H48ZM86 101V102H85ZM92 101V102H91ZM112 101V102H111ZM177 101V102H176ZM216 101H218V102H216ZM48 103V104H46V103ZM63 102V103H62ZM67 104H65V103ZM90 102V103H89ZM114 102H119V103H114ZM133 102V103H132ZM180 102V103H179ZM40 103V104H39ZM43 103V104H42ZM58 103V104H57ZM62 103V104H61ZM121 103V104H120ZM176 103V104H175ZM46 104V105H45ZM55 104H57V105H55ZM59 104L62 106H59ZM82 104V105H81ZM116 104V105H115ZM175 104V105H174ZM179 104V105H178ZM192 104H195V106L197 107L195 110H193V108H192ZM69 105V106H68ZM76 105V106H75ZM80 105V106H79ZM86 105V106H85ZM89 105V106H88ZM111 105H113V106H111ZM121 105V106H120ZM56 106H59V108L57 107V109L55 108ZM88 106V107H87ZM101 106V107H100ZM108 106V107H107ZM204 106V107H203ZM216 106V107H215ZM41 107H42V109H41ZM48 107V108H47ZM52 107V108H51ZM87 107V108H86ZM105 107V108H104ZM172 107V108H171ZM190 107V108H189ZM46 108L47 109H49V110H46ZM83 110H82V109ZM100 108V109H99ZM101 108H102V110H101ZM129 108V109H128ZM167 108V109H166ZM174 108V109H173ZM184 108V109H183ZM186 108V109H185ZM211 110H210V109ZM52 109V110H51ZM55 109V110H54ZM72 109V110H71ZM79 109H81L80 111H79ZM168 109H170V110H168ZM203 109H204V111H203ZM74 110V111H73ZM85 110V111H84ZM88 110V111H87ZM92 110V111H91ZM100 110V111H99ZM107 110V111H106ZM110 110H114L113 112L111 111V113H112V115H111V113H110ZM167 110V111H166ZM179 111V112H181V110H182V112H188V114L186 115V114H183V117H182V114H180V115H178L177 113H175L176 114V116H175V114H173L172 115V113H171V111ZM202 110V111H201ZM78 111V112H77ZM87 111V112H86ZM169 111H170V113H169ZM44 112V111H43ZM81 112H83L84 114H86L85 116H83V117H79L78 116V114H80ZM103 112L105 113V114H103ZM107 112H108V114H107ZM197 112V113H196ZM202 112V113H201ZM70 113V114H69ZM78 113V114H77ZM110 113V114H109ZM114 113V114H113ZM168 113L169 114H171V115H168ZM52 114V113H51ZM72 114H74V116L72 115ZM77 114V115H76ZM94 114V115H93ZM101 114H103L104 115V117H103V115H102V117H101V119H99L97 122H95V123H90V121L92 120V117L93 116H95V115H101ZM263 113H261L260 115H262ZM68 115H72V117L70 116V117H67ZM184 115H185V117H184ZM45 116V117H44ZM47 116V114H44L42 117H40V118H35L34 116H32V118H31V120L29 121V123H31L30 125H28V127L27 128H25L24 130H23V132L25 133V132H27L28 133V130L30 129V128H32V129H30V132H35L32 136H31V138H30V140H29V143H31V142H33L34 140V142L36 143H38V142H40L39 140H41V138H47L48 139V137H50L47 133H49V131L47 132V130H49V128L48 127H50V126H47V122H48V119L50 118V117H46ZM55 116V115H54ZM54 116H52V118L54 117ZM77 116V117H76ZM107 116V117H106ZM109 116V117H108ZM188 116V117H187ZM76 117V118H75ZM45 118H46V120H45ZM80 118V119H79ZM111 118V119H110ZM33 119V120H32ZM43 119V120H42ZM77 119V120H76ZM40 120H42V121H40ZM62 120V121H63ZM108 120V121H107ZM151 120V119H150ZM157 120V121H156ZM168 120H169V122H168ZM32 121H34V122H32ZM38 121H40V122H38ZM47 121V122H46ZM78 121V122H77ZM106 121L107 122H109V123H107V124H109V125H107L106 124ZM157 123H156V122ZM203 121V122H202ZM85 122V123H84ZM112 122V123H111ZM113 122L117 125V126H119V128H117V126L116 127H114L113 125H111V124H113ZM140 122V123H139ZM162 122H163V124H162ZM166 124H165V123ZM168 122V123H167ZM199 122H201V123H199ZM35 123V124H34ZM39 123V125H37V124ZM88 123V124H87ZM95 124V125H94ZM121 124V125H120ZM124 124V125H123ZM150 124V125H149ZM153 124L157 127H155V126H153ZM159 124V127L157 126ZM127 125V126H126ZM130 125V126H129ZM136 125H138L137 127H136ZM145 125V126H144ZM160 125H161V127H160ZM162 125H165V127L164 126H162ZM31 126V127H30ZM36 126V127H35ZM72 126H74V124H71V127ZM95 126V127H94ZM106 126H107V128H106ZM122 126V127H121ZM124 126V127H123ZM125 126H126V128H125ZM132 126V127H131ZM201 126V127H200ZM30 127V128H29ZM39 127V128H38ZM65 127H67V126H65V125H63V123L61 124L60 123V129L62 130H60L61 132H59V135H58V137L60 136V135H62L61 137H59V141H61V145L63 146V142H62V140L64 141V137H65V133H66V130H65ZM75 127V126H74ZM91 127H89L88 129H90V130H92V128ZM111 127V128H110ZM130 127V128H129ZM150 127V128H149ZM163 127L165 128V129H163ZM35 128V129H34ZM47 128V129H46ZM63 128V129H62ZM70 128V127H69ZM77 129H80V128H78V126L76 127ZM81 128V129H82ZM113 128V129H112ZM38 129H40V130H38ZM68 129V128H67ZM103 129V130H102ZM106 129V130H105ZM112 129V130H111ZM136 129V130H135ZM151 129V130H150ZM156 129V130H155ZM204 129V130H203ZM64 130V131H63ZM69 130V129H68ZM10 130L8 129V132H3V134L2 133H0V137H3L4 135H5V137H9L10 135H11V132H9ZM1 132V131H0ZM65 132V133H64ZM117 132V133H116ZM165 132H166V135H165ZM10 133V134H9ZM2 134V135H1ZM13 134V133H12ZM15 134H17V133H15ZM64 134V135H63ZM111 134H113L112 136H110ZM119 134V135H118ZM133 134V135H132ZM172 135V136H178L179 137V140L178 141H175V142H167V143H163L164 145H163V147L165 148H163L162 147V144L159 146V145H151V147L148 145L147 147L145 146L144 147V149H147L148 150V148H150L148 151L147 150H144L142 153H140L139 151H138V153H140V154H138L137 152H135L134 153V151H133V146H135V145H133V144H131L130 142H127L126 143V141L127 140H123V142H122V140H120V138L119 137H121V138H124V136L125 137H129L130 135H132V136H136L138 139H145L146 137H151V138H153V139H157V138H159V136L161 135V136H167V135ZM47 135V136H46ZM95 135V136H94ZM64 136V137H63ZM117 136H118V140H116L115 138H117ZM180 136H182V137H180ZM210 136V137H209ZM19 137V134H17V135H15V137L13 138V139H16V138H18ZM145 137V138H144ZM151 138H149V139H151ZM180 138H184V139H180ZM232 138V137H231ZM2 139V138H1ZM32 139H34V140H32ZM100 139H102V140H100ZM38 140V141H37ZM115 140V141H114ZM184 140H186V141H184ZM230 140V137L229 138H227V141H229ZM112 141V142H111ZM181 141V142H180ZM33 142V143H34ZM47 142V140H45L44 141V143H46ZM32 143V144H33ZM118 144V145H116V144ZM120 143V144H119ZM129 143V144H128ZM171 143V144H170ZM175 143V144H174ZM110 146H109V145ZM167 144V145H166ZM29 146H31V145H29ZM138 146H142V144H140V142H139V145H136V147H138ZM166 146V147H165ZM170 148H169V147ZM172 146V147H171ZM1 145H0V149H1ZM91 148H92V146H90ZM122 147V148H121ZM153 147V148H152ZM156 147V149H154ZM161 147V148H160ZM168 147V148H167ZM127 148V149H126ZM138 148H140V147H138ZM110 149V150H109ZM114 149V150H113ZM60 150L61 151H63L62 150V147H60ZM100 150V152H98V151ZM102 150V151H101ZM105 150V151H104ZM156 150V151H155ZM188 152H187V151ZM104 151V152H103ZM128 151V152H127ZM153 151V152H152ZM162 151V152H161ZM172 152V153H170V152ZM230 151H233V149H231ZM110 152V153H109ZM152 152V153H151ZM159 152V153H158ZM177 152V153H176ZM111 153H113V154H111ZM178 153H180V154H178ZM98 154V155H97ZM135 154V155H134ZM136 154H137V156H136ZM176 154V155H175ZM37 153L35 154L34 153V155H32L31 156V158H30V160H27V164L28 165H31V168L29 169V168H27V171H26V173H24L25 175H23V173H21L22 175H21V177H23V176H26V175H28V176H30L32 173V171H33V169L35 168V166L37 165V162H38V160L40 161V159H37ZM127 156L129 159H132L134 156L137 158V157H142L143 156V158L144 159H146V160H144L143 158V160L141 159L140 161L141 162H144V164L143 163H140V164H142L143 166H141V168H139L141 171L139 172V171H134V168H133V170H132V168L131 167H129V168H123L122 166H121V162L123 161V159H120L122 156L124 157V156ZM180 155V156H179ZM190 157H189V156ZM1 156V155H0ZM33 156H34V158H33ZM110 156H113V157H111L110 158ZM119 156V157H118ZM130 156V157H129ZM164 156V157H163ZM184 156H186V157H184ZM87 157H89V159H87ZM95 159H94V158ZM109 157V158H108ZM177 157V158H176ZM189 157V158H188ZM188 158V159H187ZM90 159H92V160H90ZM106 159V160H105ZM190 159V160H189ZM112 160H114V162H112ZM149 160V161H148ZM185 160V161H184ZM32 161V162H31ZM90 161V162H89ZM187 161V162H186ZM189 161V162H188ZM33 162H34V164H33ZM116 162V163H115ZM178 162V163H177ZM121 163V164H120ZM150 163V164H149ZM100 164H103V162L101 163V162H99V165ZM98 165V166H99ZM98 168V170H99V167H97ZM110 168H112V169H110ZM180 168V169H179ZM191 168V169H190ZM195 168V169H194ZM122 169V170H121ZM147 169V170H146ZM153 169V170H152ZM187 170H189V171H187ZM162 171V172H161ZM187 171V172H186ZM192 173H191V172ZM203 172H200L201 173V175H202V177L205 179L204 180V184H202V185H207V188H208V191L206 192V197H207V199L208 200H206L205 202H204V204H203V207H206V208H209V210H211V211H218V212H220V213H222V214H224V212H225V214H227V213H230L231 211V217H230V219L229 220H227L226 221V227L229 229H227V228H225L226 230H228V233H224L223 231V233H221V235H219V237L222 239V238H226V239H222V244L219 246L220 247V249H218L217 247H212L211 248V251H217L216 253H214L213 255L216 257V259H215V257L214 256H212L211 258H206L205 259V261H202V262H206L207 261V263H208V261H211V263L212 264H225V262H224V260H222L224 257L225 258H227V259H225L226 260V264H232L233 262H237L238 260H239V264H241V261H242V258L244 257L245 259L247 258V257H249V255L253 252V257L254 258H256L257 256H258V258L257 259H259V261H261L262 263L264 262V255H262V254H264V249H263V247L264 246H261V247H259L257 244H255L257 241H258V238H257V240H256V242L253 244V241L250 239V236H248L247 235V233H246V231L245 230H241V231H239L238 230V228H240V225L242 224V220H243V218H245L246 217V215H247V213L249 212L248 210H250V208L251 207H254V206H257V207H260L261 205H262V202H261V198H263V196H264V176H262L263 174H264V171L262 170V173H261V176H262V178H263V180H262V184H261V189H260V191L258 192V193H255V188H254V182L255 181H253L252 179H246L247 178V176L244 174V173H239V170L238 169H235L234 167H232L228 172H231V178H232V180H231V183L233 184V186H236L237 187V189H238V196L236 197V198H232V199H230L229 198V200L227 199V200H225L224 202H221V203H217L218 201H221V198H222V196L223 195H225V189H226V186H224L225 184H223V188H216V186H214V185H216V183H218L219 182V180H220V182H221V180H225L224 178H221V176H225V178H226V176L228 175V172L227 173H224V171H220V170H217V169H212L211 167H209V168H207V169H204V170H202ZM131 172V173H130ZM136 172V173H135ZM138 172H139V174H138ZM143 172H144V174L146 175V176H148V177H146L145 175H143ZM161 172V173H160ZM189 172V173H188ZM194 172V173H193ZM213 172V173H212ZM103 175H102V174ZM141 173H142V175H141ZM150 173H152V174H150ZM190 173H191V175H190ZM196 173H198V174H196ZM212 173V174H211ZM117 174V175H116ZM181 174V175H180ZM209 174V175H208ZM221 174V175H220ZM109 175H113V176H109ZM115 175V176H114ZM135 175H136V177H135ZM141 175V176H140ZM150 175H152V176H150ZM163 175H165V176H163ZM183 175V176H182ZM190 175V176H189ZM193 175H194V177H193ZM196 175V176H195ZM198 175V176H197ZM214 175V176H213ZM143 176H145V177H143ZM160 178H159V177ZM163 176V179L161 178ZM20 177V176H19ZM20 177V178H21ZM101 177V178H100ZM135 177V178H134ZM177 177H179V178H177ZM181 177V178H180ZM191 177V178H190ZM194 179H193V178ZM20 178H19V180H20ZM99 178V179H98ZM111 178V179H110ZM114 178V179H113ZM126 178V179H125ZM137 178V179H136ZM149 178L151 179V180H149ZM159 178V181H161V182H159L158 180H156V179H158ZM198 178V179H197ZM29 179H31L30 177H29ZM110 179V180H109ZM144 179V180H143ZM181 180V181H184V183H187V185L186 184H176L175 183V180H176V182H177V180ZM189 179V181H187ZM197 179V180H196ZM217 179H219V180H217ZM227 179V178H226ZM239 179V180H238ZM242 179V180H241ZM119 180V181H118ZM121 180V181H120ZM133 180V181H132ZM141 180V181H140ZM167 180V181H166ZM179 180V181H180ZM190 180H191V182H190ZM241 180V181H240ZM21 182H22V178H21V180H20ZM124 181V182H123ZM216 181V182H215ZM18 183H17V185L18 186H21L20 184V182L19 181H17ZM159 182V184L157 185V183ZM188 182H190V183H188ZM211 182H213V183H211ZM234 182V183H233ZM126 183V184H125ZM130 184V186H129V184ZM132 183V184H131ZM168 183V184H167ZM209 183V184H208ZM211 183V184H210ZM230 183V182H229ZM236 183V184H235ZM167 184V185H166ZM140 185V186H139ZM161 187H160V186ZM166 185V186H165ZM176 185V186H175ZM178 185H179V187H178ZM189 185V186H188ZM242 185V186H241ZM34 186V185H33ZM132 186V187H131ZM138 186V187H137ZM155 186V185H154ZM153 186V187H154ZM171 186V188L172 189H170L169 187ZM182 186V187H181ZM184 186V187H183ZM190 186H192V187H190ZM195 186V187H194ZM212 186V187H211ZM157 187H156V189H157ZM177 187V188H176ZM194 187V188H193ZM12 188H17L16 186H15V183H13L12 184ZM166 188H167V190H166ZM179 188H180V190H179ZM182 188V189H181ZM188 188V189H187ZM193 188V189H192ZM165 189V190H164ZM169 189V190H168ZM185 189V190H184ZM211 189V190H210ZM217 189V191H215V190ZM11 189H9V191H10ZM40 190L41 191H44V190H42V187L40 188ZM98 190H100V189H98ZM173 190H176L177 192H175V191H173ZM220 192H219V191ZM223 190V191H222ZM9 191H7V192H9ZM94 189H90V191H89V194L88 193H84V195H85V197H88V198H91V197H93V199H95L96 197V195L95 196H93L94 194ZM142 191H144V190H142ZM154 190H152V192H153ZM173 193H172V192ZM188 191V192H187ZM213 191H214V193H213ZM6 192V193H7ZM110 192H113V193H115L114 191H112V190H107V193L109 194ZM152 192H150V193H152ZM197 192V193H196ZM223 192V193H222ZM148 193V192H147ZM146 193V194H147ZM150 193H148L149 195H150ZM185 193V194H184ZM222 194V195H220V194ZM139 194H140V196H139ZM137 193V197L135 198V199H133V200H135L134 202H132V199L130 198V196H125V199H127V200H129V201H131V203H132V205H133V203H134V205L136 204V200L139 198V199H141V198H143V196H141V195H143V194H141V192L140 193ZM147 194V197H146V204L148 203L147 201L148 200H151L152 201V198H153V196L152 195H150V197H149V195ZM188 194H190L189 196H191V195H193L192 196V198L191 199H193V200H189V201H184L185 200V198H186V195H188ZM194 194L196 195V197L194 196ZM213 194V195H212ZM257 194V196H255ZM87 195V196H86ZM177 195V194H176ZM175 195V196H176ZM185 195V196H184ZM217 197V199H216V197ZM219 195V196H218ZM260 195H262V196H260ZM109 196H111L112 198H114L115 197V194H110ZM159 196V195H158ZM213 196V197H212ZM95 197V198H94ZM111 197H110V199L108 200L109 202L108 203H111V201H113L114 199H111ZM185 197V198H184ZM193 197H195V198H193ZM209 197H211V198H209ZM259 197V198H258ZM129 198V199H128ZM138 199V200H139ZM214 199H216V200H214ZM218 199H220V200H218ZM41 200V198H38L37 199V201H35V205L33 206V205H31V204H29L27 207H31V206H33V208L31 209V215L29 216V218L26 216V212L25 213H23V212H20L19 210H21V209H19L20 208V204L17 202V201H15V200H13L12 201V203H11V205H10V208H9V206H8V208H6V210H9L8 212L10 213V215L8 216V217H10V219L7 221V222H5V224H7V225H9V228H11V232L10 233H12V235L13 236H15L16 235V238L18 237L19 239H20V234L22 233V235H24L23 233H24V230L25 229H27V231H28V234L26 235V238H27V242H25V246H26V248H29V252H27V254H26V257L20 262V264H47L49 261L48 260H43V259H41L42 258V256L45 254V250H41L42 252H40L39 251V247H41L43 244V242H44V240L46 239V238H48L49 237V235H48V233H50V229L52 228V227H49V228H47V224H46V220L49 218V215H50V208H49V206H43L44 204H42V206L40 205V204H38L39 202H41L40 201ZM216 201V202H212V201ZM55 201V200H54ZM97 202H98V200H96ZM209 201V203L206 205V203ZM212 202V203H211ZM188 203V204H187ZM255 203V204H254ZM112 204H114V202H112ZM195 204H199L198 206L197 205H195ZM128 204H126L123 208H121L120 210H117L118 212H117V214L121 217L120 218V220L118 221H115V222H113L111 225V227L112 228H110L109 230H114V232L116 233V235H121L122 234V228H123V224L124 223H127L125 220H123L122 218H127L128 216L130 217H128V219H130L131 221H133L134 219L136 220H142L143 218H140L138 215H139V213H138V211H136V208H132V205H129L130 207H128L127 206ZM144 206H147V205H144ZM202 206V205H201ZM161 207V206H160ZM186 207V208H185ZM48 208H49V210H48ZM144 208V207H143ZM218 208V209H217ZM53 209V208H52ZM125 209V210H124ZM135 209V210H134ZM165 209V208H164ZM131 210V211H130ZM186 210V211H185ZM191 210V211H190ZM241 210V211H240ZM37 211V212H36ZM127 211V212H126ZM174 211H177V210H174ZM248 211V212H247ZM8 212L6 211L5 212V214H4V211H1V216H0V221H2L1 219L3 218L4 219V217H5V215L6 214H8ZM34 212V213H33ZM125 212V213H124ZM158 212V211H157ZM23 213V214H22ZM33 213V214H32ZM169 211L168 212H164V216L162 217V218H164V217H167V216H169ZM3 214V215H2ZM17 214H19V216H21V217H23V223H22V225H24L25 227L21 230L20 229V231L19 232H21V233H19L17 230H19L18 229V223H17V217H14L15 215H17ZM175 214H178V213H175ZM25 216H26V218H25ZM36 216V218H35V220H36V222H34V223H32V222H30L31 221V219H33L34 217ZM125 216V217H124ZM45 217V218H44ZM239 217H241V218H239ZM44 218V219H43ZM47 218V219H46ZM133 218V219H132ZM15 219V220H14ZM40 219V220H39ZM16 223H15V222ZM43 221V222H42ZM150 221V220H149ZM166 221V222H165ZM168 221V222H167ZM206 221V220H205ZM210 221H212V220H210ZM209 221V222H210ZM27 222V223H26ZM41 222V223H40ZM45 222V223H44ZM122 222V223H121ZM129 222V221H128ZM164 222L165 223H167V224H164L165 226L167 225V227H165V228H170V229H175V230H171V233H174L175 231H177V229H178V231H179V228L177 227V226H175V225H172V223L168 220V219H164ZM181 222V221H180ZM119 223V224H118ZM132 223H135V222H132ZM158 223H160V222H158ZM157 222H156V224H158ZM168 223H170V224H168ZM192 223H196V222H192ZM206 223V222H205ZM16 224V225H15ZM33 224V225H32ZM39 224V225H38ZM116 224H118V225H116ZM155 224V223H154ZM207 224H208V220H207ZM214 224V225H213ZM217 223H212V222H210L208 225H207V228H210V227H215V225H216ZM222 224V223H221ZM221 224H219V225H221ZM228 224V225H227ZM239 226H238V225ZM244 224V223H243ZM4 224L3 223H1V225H0V230L2 229V226H3ZM35 225V226H34ZM116 225V226H115ZM162 225V224H161ZM170 227H169V226ZM28 226H29V228H28ZM36 227L35 229L36 230H34V232H33V230L31 229V228H33V227ZM44 226V227H43ZM17 227V228H16ZM27 227V228H26ZM39 227H41V228H39ZM237 227V228H236ZM14 228H15V230H14ZM117 228H119V229H117ZM236 228V229H235ZM17 229V230H16ZM31 231H30V230ZM116 229V230H115ZM235 229V230H234ZM59 230H64L62 227H61V224H60V229ZM59 230H57L56 232H55V235L56 236H59L58 238L60 239V235H65V234H70V235H72L73 233V231H65L66 233H64V231H60L59 232ZM220 230H223V229H220ZM234 230V231H233ZM123 231H125V230H123ZM212 230H210V232H209V235H212V234H215V232H214V230H213V232H211ZM30 232V233H29ZM37 232H38V234H37ZM119 232V233H118ZM126 233H129L128 231H125ZM240 234H239V233ZM243 232H245L246 234H243ZM16 233V234H15ZM32 233H34V234H32ZM59 233V235H57ZM88 233V234H87ZM103 233H105V232H103ZM107 233V232H106ZM105 233V234H106ZM30 234V235H29ZM42 234V235H41ZM43 234H46V235H43ZM232 234H233V236H232ZM86 235H87V237L88 238H91V240L93 241V242H95V246H99L100 248H101V250H102V248H104V247H107L108 245H106V246H103L104 245V243L103 244H101V243H99V245H98V243H97V241H100V239L102 238H105V237H103V236H106V235H100L99 237L97 236V234L96 233H93L92 232V230H88V229H86ZM123 235V234H122ZM121 235V236H122ZM9 236H11L10 234H9ZM34 236V237H33ZM36 236H39V237H37V238H35ZM48 236V237H47ZM102 236V237H101ZM258 236V235H257ZM32 237V238H31ZM46 237V238H45ZM112 237H113V235H112ZM162 237V236H161ZM231 237H232V239H231ZM245 237V238H244ZM10 238V237H9ZM17 238V239H18ZM31 238V239H30ZM98 240H97V239ZM164 238H165V236H164ZM10 239H12V237L10 238ZM9 239V240H10ZM58 239V240H59ZM64 239V240H63ZM96 239V240H95ZM193 239H196L195 237L193 238ZM29 240H31V241H33V242H30ZM58 240H56V241H54V243H55V245H54V247L55 248H52V249H54V250H57L58 249V251H60L59 252V254H58V262L59 263H61V264H71L73 261H74V259L76 258V256H75V254H73V255H69V256H67V257H61V255L63 254V252H62V250L63 249H65L66 247V242H67V240L65 239V238H62V241H61V243H60V245H58ZM76 239H75V237H72V241L73 242H71V244H73L74 246H75V243L76 242H74ZM103 241V240H102ZM126 238H124L123 240H121V241H119V243L123 246L124 245V247H126V245H128L130 242H128V241H126ZM234 241V242H233ZM10 242V241H9ZM18 242V241H17ZM30 242V243H29ZM228 242H230L231 243V245H230V243H228ZM259 242V241H258ZM14 243V242H13ZM57 243V244H56ZM136 243H137V241H135V239H132L131 240V245H128V246H130V249L132 248L131 246H134V245H136ZM225 243V244H224ZM21 243H16V245H20ZM134 244V245H133ZM167 244H168V242H167ZM102 245V246H101ZM230 246V247H229ZM241 246V247H240ZM242 246H243V248H242ZM35 248H36V250H35ZM216 248V249H215ZM221 248H222V251H221ZM231 250H230V249ZM16 249H18V248H15V250ZM60 249V250H59ZM160 249H164L163 250V254L165 253H167V251H168V253H167V256L169 257V255L170 254H172V251H171V248L170 247H168V250L166 249L165 250V248L163 247H159V250ZM254 249V250H253ZM263 249V250H262ZM14 250V251H15ZM218 250H219V252H218ZM228 250H230V251H232V254H231V252L230 251H228ZM53 251V250H52ZM220 251H221V253H220ZM62 252V253H61ZM70 252V251H69ZM72 252V251H71ZM260 252V253H259ZM33 253V254H32ZM36 253V254H35ZM39 253H41V258H39L37 261H36V259L38 258H36V255H39ZM61 253V254H60ZM178 253V254H177ZM179 253H180V248H179V250H177L176 251V254L177 255H179ZM212 253V252H211ZM241 253H242V255H241ZM247 253V254H246ZM35 254V255H34ZM216 254V255H215ZM241 256H240V255ZM34 255V256H33ZM255 255V256H254ZM167 256H165V257H163V258H168ZM209 256V255H208ZM207 256V257H208ZM220 256V258H218ZM240 256V257H239ZM71 257V258H70ZM238 257V258H237ZM65 258V261H61V260H63ZM230 258H231V260H230ZM12 258H10L8 261H9V263L11 262V263H13L15 260H14V258L11 260ZM29 259V260H28ZM197 259H199V261L197 262L198 264H199V262H200V258L198 257ZM210 259V260H209ZM29 262H28V261ZM70 260V261H69ZM218 260V261H217ZM255 260V259H254ZM36 261V262H35ZM46 261V262H45ZM48 261V262H47ZM72 261V262H71ZM75 261H76V259H75ZM214 261H216V263L214 262ZM233 261V262H232ZM201 263V262H200ZM206 263V264H207ZM211 263H208V264H211ZM261 263V264H262ZM264 264V263H263Z\"/></svg>",
	"mask_w": 264,
	"mask_h": 264
}]
</instances>
